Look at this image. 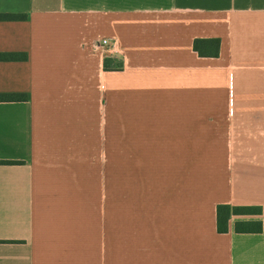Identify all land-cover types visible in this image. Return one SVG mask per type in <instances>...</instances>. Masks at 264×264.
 Returning <instances> with one entry per match:
<instances>
[{
	"label": "crops",
	"instance_id": "1",
	"mask_svg": "<svg viewBox=\"0 0 264 264\" xmlns=\"http://www.w3.org/2000/svg\"><path fill=\"white\" fill-rule=\"evenodd\" d=\"M0 15L25 16L0 20V55H26L0 60V95L25 97L0 102V264H264V107L245 106L264 100V0ZM219 205L261 212L218 233Z\"/></svg>",
	"mask_w": 264,
	"mask_h": 264
},
{
	"label": "trees",
	"instance_id": "2",
	"mask_svg": "<svg viewBox=\"0 0 264 264\" xmlns=\"http://www.w3.org/2000/svg\"><path fill=\"white\" fill-rule=\"evenodd\" d=\"M25 16L22 15H0V20H24ZM206 43L208 50H201L200 44ZM194 51L200 57H217L219 52L218 40H196L193 44ZM26 55H0V60H25ZM23 95H0L1 101H23ZM0 163H13V162H0ZM260 208L255 207H230L227 205H219L216 208V229L218 233H226L228 231V219L231 215H250L260 214ZM236 233H257L261 231L259 222H237L234 226Z\"/></svg>",
	"mask_w": 264,
	"mask_h": 264
},
{
	"label": "rangeland",
	"instance_id": "3",
	"mask_svg": "<svg viewBox=\"0 0 264 264\" xmlns=\"http://www.w3.org/2000/svg\"><path fill=\"white\" fill-rule=\"evenodd\" d=\"M245 106H254V107H264V100H252V101H246Z\"/></svg>",
	"mask_w": 264,
	"mask_h": 264
},
{
	"label": "built area",
	"instance_id": "4",
	"mask_svg": "<svg viewBox=\"0 0 264 264\" xmlns=\"http://www.w3.org/2000/svg\"><path fill=\"white\" fill-rule=\"evenodd\" d=\"M102 44H103V45H106V41H102Z\"/></svg>",
	"mask_w": 264,
	"mask_h": 264
}]
</instances>
